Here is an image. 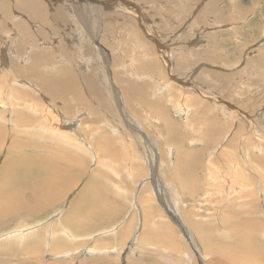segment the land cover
Wrapping results in <instances>:
<instances>
[{"label":"rangeland","instance_id":"374dc122","mask_svg":"<svg viewBox=\"0 0 264 264\" xmlns=\"http://www.w3.org/2000/svg\"><path fill=\"white\" fill-rule=\"evenodd\" d=\"M98 1L101 2L104 1V3H108V1H112V0H103V1L98 0ZM179 1L182 0H159V2L158 0H118L117 2H112L113 4L118 5L120 7L121 10L120 13H123L124 15L126 14L125 17L120 16L121 19L120 23L122 25L120 23H116L115 26H113L116 29L112 28V33H117V36L120 37V38L117 37V39L119 40L122 39V37L124 40H127L129 37L133 36L132 35L133 32L130 33V31L135 30L137 33L141 32V37L143 36L144 40H149V45H146L148 46L149 50L145 51L146 52L145 55L146 56L149 55V57L153 58V60L159 59V64L162 67H164V69H166L167 67L166 78L172 83L171 86L172 90L168 89L167 92H169V90L173 92L175 87L182 89L183 87H181L180 86L181 84L178 83L180 82L178 80L181 79H177V78L179 77V75L186 76V74L190 70V67L193 68L195 66H196L195 73L197 74L194 79L195 80L197 79L201 84H204L212 88L209 90V91L212 90L211 92H213L218 88L219 89L222 88L221 89L222 92L223 87L228 83H233V85L234 83L235 85L236 84L240 85V87L235 88L236 91L235 96L239 97L240 100L236 101L238 99L237 98L235 100L232 99L231 101L230 99H228L229 95L227 94V92L226 94L223 93L222 95H220L222 96V100H221L222 102L225 99L226 100L224 101V103L231 101L229 103L233 106L230 107L231 108L230 113H232L233 111L235 115L232 113V115H227L225 117L223 112H221L222 111L220 109L221 107H218L217 112L219 113L218 115L221 116L222 119V122H220V127H219L221 134L215 136L213 146H215L214 152L217 158L219 159H213L211 161L212 163H207V164L204 163L205 166L199 164L198 167V172H202L203 170L201 168L203 167L205 168L206 166L209 167V169H212L210 171L211 172V177H209L210 179L206 180V178L204 177L203 181H198L195 184L196 188L199 189L198 192L200 191L202 192L205 188H207L205 189L207 194L200 196L201 199L199 196L198 198L194 199L196 202L195 204L194 201L192 200V197L198 195L197 194L198 192H193L191 194H188L183 191L181 194V192L179 191L176 185H174L172 182L167 183V180L164 178V176L162 174H158V168H156L155 170L153 168L152 170L150 169L149 161L146 160L147 158L139 160L137 158L133 159L132 157L134 162L138 164H135L136 167L134 165V167H132L131 169L129 168V166L125 167L119 165L113 162L112 160L107 161L109 165L108 167V165L106 164L105 165L100 163L96 164L94 162L95 161L94 157L90 158V156L87 153L83 152L81 149H75L74 147H71L72 149L69 148V150L75 156L77 155L75 159L76 158L79 159L78 164L72 163L71 177L65 182L64 185H62L60 181H48V185L46 187L49 188L48 193L51 195H54L55 193L57 196L56 199L51 204L48 205V202H46L45 207L44 206L42 207L43 210L36 212V214L32 216H29L31 213L28 215L21 213H14V214L11 213L12 215L9 214L6 217L4 216L3 219L0 217L1 218L0 219V264H50V263L51 264H77V263L78 264H87V263L88 264H117V263L119 264H132V263L133 264H259V263L264 264V178H263L264 172L259 173L256 169H254V165L251 164L250 161L253 160V156H251V154L254 153L256 154V158H259L260 160H264V117L261 113L262 107L264 110V59H263L264 57H261L262 56L261 51L262 48L264 47V0H220L217 2L218 6H219L218 3H220V6L226 4L231 9H237L238 7L239 8L235 12L234 11L230 12L227 8L224 11L223 9H219L220 12L222 11L221 12L222 14L218 12L215 13L205 12L202 15L197 13L198 10L200 9L202 11V8H200L202 3L204 4L202 6L205 7L206 0H197V1L192 0V2L189 0H185L188 2L183 4V6L185 5V7H183V10L181 9L177 10L178 5H180ZM55 2L57 5H60L58 0H55ZM164 3H167L168 6L164 5ZM124 5L128 6L127 8H132L133 6L132 9L136 8V10L142 13V22L144 26L142 25V27H140L137 24L138 22L137 19L135 18V15H132L133 16L132 17L131 14L126 13V9L124 10L125 12L123 11L122 8H125ZM184 8L186 10L189 9V12L185 11ZM11 11H12V17L18 15L19 17L18 21H28L26 15H21L20 13L17 12L16 8L14 7V3H12ZM63 11L65 12L64 8ZM191 12L194 14V16ZM105 13L107 12H104L103 13L104 15L102 14L101 17H98L96 19V21H98L96 22V24L99 25L98 26L99 34L102 33L100 30L102 27L101 26L102 21H104L105 18L109 16V14L105 15ZM173 13L177 14L178 17L173 18L171 15ZM245 13L246 15H244ZM239 15L240 17L238 18ZM12 17L3 19L2 16L0 15V20L2 23V31L0 30V35H1L0 43H3L2 36H6V34H8L10 30H13L14 35L11 34L9 39L16 36L17 37L16 41L21 40V41H25L26 43L25 45L21 44L22 55H23V53H25L26 51V48H28V46H31L35 40L37 41L40 48L41 46H43L42 43L40 42L43 41L45 43L44 46L47 48L49 47V49H51V52H49V50L47 51L46 48H43V50H45L47 53H50L49 58H51V61L53 63L51 62V65H49L40 60L39 65L34 64L32 68L29 69L28 66H24L19 61H17L13 56H11L10 50L7 47H5V51L3 53H7V60H6L7 63L6 65H1V67L5 68L9 64H11L13 71H16V69H20L21 70L20 74L15 75V77L21 82L27 81L28 83H30L28 87H32L31 84L35 83V78L33 77V73L39 72V67L42 69L43 71L42 74L45 78H53L56 73L51 74L52 69L54 68L57 69L56 66H58V63L62 62V56L61 55L56 56L58 52L56 53L54 50L53 53L52 52L53 47H51L49 43L53 42L52 44H55L56 46L58 41L61 40L57 39V36L53 38L52 34L54 33L59 34V33L57 31H56L57 33L55 32V30L52 27L53 25H51L50 23L49 25H44L43 23L32 22V21H28L29 27L27 30L22 29L18 26V21L14 23L11 22ZM213 17L214 18L222 17L224 19L215 21ZM146 25L147 28H145ZM38 26H41V28L45 30V33L48 36L47 39L46 38L45 40L42 39L40 42L38 41V39L40 40V36L38 32L37 33L31 32V30L32 31L37 30ZM119 26L123 27L122 30L120 29L121 27L119 29L117 28ZM125 26H127L126 30H125ZM123 31L124 32L127 31L126 33H128V35L127 34L125 35ZM99 34L97 36L98 38L100 37ZM158 37L161 39V42L159 41ZM98 38L96 40H98ZM201 39H203L204 41H202ZM205 41L208 43H206ZM7 43L9 44L10 42ZM15 43L13 42V45ZM106 43H103L105 44V47H108L109 44L112 45L111 40ZM115 43L117 44L116 39L114 41V44ZM121 43L123 44V42L120 41L119 47H122V50L118 51L117 54L118 57L120 58V62L118 61L119 59L117 57V62H115V66H113L112 63H110L109 61L110 54H108L107 50L105 51V53L107 54L104 55V58L105 59L107 58L106 64L103 62V58H101V55L99 56L102 60L101 62L102 66H105L104 68L105 71L106 69H108L109 73L111 74L113 71L121 68L123 69L125 75H129V73L127 72L128 70L125 68L128 67V65L131 63L137 64V62H139L137 58H141L139 57L141 55H137V58L136 56L135 57L132 56L131 58L133 62L128 61L129 62L128 63L122 61L125 58L127 59V57L128 58L130 57L123 50V47H125L126 45L125 44L122 45ZM114 44L112 46L118 49V47H116L117 45ZM56 47L58 48L59 45H57ZM28 49L27 51L29 52L32 50L31 48ZM208 49L210 50V52L208 53L209 54L208 58L205 57V59L208 60L206 61L204 60L205 55H201V53L202 52L207 53ZM159 50H161V52H167V53L171 51V53H168L167 56L168 62H170V66H166L164 60H162L159 57L160 56L158 52ZM197 50L201 52H197ZM135 52L138 54V46L136 47ZM149 57H147L146 60H151ZM53 58L58 60L57 64L54 63ZM198 58L201 60L198 62H194L199 60ZM202 60L205 61L207 65L202 63ZM63 62L66 63V61ZM119 63L122 64L120 65ZM204 67L207 68L206 69L207 72H201L200 70L197 71L198 69ZM231 68L232 70H230ZM260 69L262 71H260ZM253 70L256 71L259 70L261 76L258 75L259 73L257 74L252 73ZM228 72L234 75L232 76ZM201 74L203 77L205 75L204 79H201L200 77ZM254 75H257V78ZM225 76H228L229 78L226 79L224 78ZM192 79L193 78H190V80ZM147 80L148 79L146 75H143L142 78L140 79L141 82H145ZM182 81L187 82L189 81V79L186 78ZM255 83H257L259 87L258 86L256 87ZM152 86L154 90L161 91L160 89L159 90L157 89L158 87L155 84H153ZM187 88L190 89V87ZM187 88H183V89L187 90ZM260 88L263 90V93ZM237 89L243 90L245 94H240V91ZM259 91H261V94L259 93ZM167 92H165L166 96H167ZM181 94L182 93H180L175 89L173 94L170 96L171 97L170 99L171 100L173 99V101L180 100L182 103H186V102L190 103L192 100L194 101L193 103H195L196 101L195 97H190V99L188 98V95L190 96L193 93L188 92L187 94H184L185 97ZM159 95H160L159 97L162 98V95L160 93ZM196 96L197 98L200 97L198 95ZM37 98H40V102L44 106H52L50 101L48 102L46 100V95L44 92H42L41 88ZM163 98H165L166 100L169 99L168 97H164V96ZM90 102L93 104L92 100H90ZM71 103L75 106V108L79 107L85 109L86 114H88L89 109L87 107L81 106L75 103L74 101H72ZM54 104H56L60 110L65 109V105L61 104L58 101H55ZM125 106L124 105L120 107L117 106L116 110H118L117 113L119 114L120 109H122L121 112L124 116V119L126 121L128 119L130 122L132 120L131 118L136 116L128 115L127 113L128 108L127 106L126 107ZM195 107L201 108L200 106L198 107V105H196ZM190 108L193 109L194 107L192 106ZM146 110L147 109H145V107L142 106L133 107V111L139 114L140 116L139 120L142 121L143 126L144 127L147 126L145 128V131L147 130V132L151 134V136L149 135L148 136L151 137L152 139H155L156 137L154 134L156 132V129L158 128V126L159 128L161 127L158 123L155 122L154 117L151 118V116H149L148 110L147 113L145 112ZM252 112H257L254 113L255 117H253V119L251 118ZM257 114L259 116H257ZM174 115H175L174 120L178 124L181 122L180 128L182 127L181 130L183 131L182 145L185 146L184 148L193 149L195 153L201 154L202 150L199 148V146L207 147V145L205 144L208 142L205 141L207 140L206 137L203 138L201 137V135L204 134L207 125L196 122L191 125L187 124L185 127V124L183 122L184 120L182 121V117L177 116L176 114H174V112H172V116ZM193 115H190V117L191 118L194 117ZM33 117H39V115L35 114L33 115ZM119 119L118 121L122 122ZM137 121L138 120H136L135 122ZM0 126L1 127L3 126L2 129L5 128L4 130H6V133L3 132V134H1L0 136V143H3V146L0 148V171L3 169L2 166L3 160L9 157L10 162L6 163L4 166V170L9 172L13 169V165H14L13 160L15 159L12 156H8L10 151V146L18 147L21 146V144H26V142L30 143V141L33 140L30 138L27 139L23 135L15 134L8 122L0 123ZM134 127L135 130H140L144 132V128H142L139 124L135 123ZM217 129L218 128H216L215 126V131ZM257 133H261L263 135H258ZM40 140L41 139H38L37 141H33V142L42 146L43 148L48 146L47 144H50V142H45ZM192 141L194 142L192 143ZM141 144L144 148L150 150L151 155L154 154V156L157 157V160L159 162V157L162 156L161 153L163 148L162 149L160 148V150L156 152L151 146H146L144 143ZM251 146L253 149L251 148ZM36 147H37L36 145L33 147L34 148L33 151L32 147L27 146L24 149L25 154H29V155L36 154V159L38 161H41L47 170L56 168V176H55L56 178H58L61 175H66V169L70 167L66 162L52 155V152L53 154H55L54 153L55 151L42 153L44 151L40 149L39 152L37 151L38 149H35ZM117 148L119 150V146H117ZM260 148L262 149L261 152L263 153H259ZM59 149L64 150L62 147H60ZM152 150L155 153L152 152ZM214 152L212 158H215ZM101 154L102 153H99V155ZM124 154L126 153L121 152L122 157H125ZM226 154H228L229 157L228 155L225 156ZM167 155H169V151ZM221 155H223V157ZM236 155L239 158L238 157L236 158ZM257 155H259L260 157H257ZM204 156L205 157H203V162L206 161L207 154L204 153ZM231 156H233L232 158H234V161L229 160L231 159ZM226 157H228V159H226ZM104 158L106 159V157ZM104 158L103 160H105ZM220 158L222 160H220ZM172 159H175L174 154ZM128 160L124 159L122 161V164L123 162L126 164L132 162L131 159ZM223 160L225 161L223 162ZM167 162L169 163V159L167 160ZM246 163L250 165L247 166ZM232 164L234 166L236 165L238 169L241 168L242 171L239 173L240 169L238 170L237 167L235 166L236 167L235 170L237 169L236 170L237 172L234 171V169H232L231 171L232 176H230L229 170H231ZM124 168L129 169V172H125ZM195 169H197V166H195ZM244 172L246 174L249 173L248 174L249 176L245 175ZM242 173L244 176L241 175ZM234 175L237 178L235 181H233L235 178ZM246 176H248L247 178L249 179V182H247L248 179L246 181L245 179ZM221 177H225V178L222 179ZM225 179H227V181ZM230 181H233V183ZM241 181L243 184L241 183ZM251 182L256 186L250 184ZM248 183L250 184V186L253 187V188L250 187V190L248 189L247 186ZM237 184H240V187L245 186L244 189L248 191L245 192V190H243L245 194L246 193L250 194L252 192L251 189L254 190V193L244 196V195H240L241 193L239 192H235V191L233 192L234 189L232 188H235V186L236 187L239 186ZM88 185L90 188H88ZM219 186L222 188L220 189L223 191L218 189ZM138 187L140 191H143V199L149 201L148 203L144 204L145 211L148 212L149 206L151 205V208L152 207L155 208L157 212H155V210L153 209L152 210L155 212V214L158 215L157 217L154 218L150 216L152 220L151 221L149 220L148 223L150 224L147 225V228H145L146 233L144 228L143 230L141 229L139 230V228L136 227L134 224L135 221H137V223L138 222L140 223L143 219V218L141 219L142 210L136 204L138 203L140 205L142 199L134 197L136 191L138 190ZM144 190L146 192H144ZM222 196L225 198L223 199ZM240 196L242 197L240 198ZM234 197H236L237 199L236 198L234 199ZM25 198L26 197L24 196V199ZM187 199H189V201ZM91 200H95V202L97 203V208H96L97 211L99 210L101 211L102 209L103 210L102 212L104 214L106 213L105 215L107 216V219L105 218L103 222H95L96 218L94 216L92 217L88 216V214L92 210V206L90 204ZM27 201L29 203L33 202L30 200V198L27 199ZM223 208L224 210L226 208L227 209L224 211ZM23 210H25L24 207L21 208L19 212H22ZM72 211L74 212V215L78 218H85L87 216L89 218V220L87 221L88 224L83 226H73L71 223L65 222V219H68V221H70L71 219L75 218L72 217V215L70 216L67 215ZM189 211H191V213ZM181 212H186L185 217L181 215ZM197 215L199 216V218ZM150 217L149 219H151ZM185 218H187L186 220H188V222L184 220ZM23 222L28 224H35V223L41 224L38 225L37 228L38 230H40L39 232L43 233L42 234L43 238L42 239L39 238L40 236L38 231H37V235L35 236L36 238H34V240L27 239L21 245H17V241L14 239L10 240L4 238L5 235L2 234H4L6 230L15 231L18 224ZM191 222L193 224H190ZM59 223H64L71 228H76L77 231L75 233L77 234L78 239L77 237H75L74 239H70V240L65 239L61 243H58L59 240L56 239L57 236L53 235L52 238L50 237V241L55 239L53 242H55V244L57 243L59 246L54 245V248L49 249L50 246L46 242V240L47 241L49 240L47 231L56 230V229L58 230L60 225ZM128 223H130L131 225H128ZM134 227L138 229V232L132 231ZM102 229H106L104 233H100L101 232L100 230ZM113 229H117L118 232L117 236L112 235V233L109 232ZM126 230L128 231V234L130 233V231L131 233L128 235ZM141 231H143L144 233H140ZM190 231L191 232L193 231L192 234L195 235L194 238L196 244L199 246L198 250L195 248V245L190 241L189 238ZM195 231L196 233H194ZM119 232L121 233L119 234ZM132 232L133 235L131 236ZM218 232H220L221 234ZM105 233H110V234L102 235ZM125 234H127V237L125 236ZM139 234H145V235L149 234L151 236L150 238L151 244H149V242H147L148 243L147 244L146 243L147 240L138 242ZM163 234L165 238H163V236L162 237L160 236ZM154 236H156V238ZM167 236L169 237L168 239ZM88 237H90V239ZM157 237L163 241H158L160 239H158ZM12 240L14 243L12 242ZM92 243H94V245H96L97 247H106V246L108 247L115 246V247L111 250L110 254H105V255L104 254L95 255V253L92 255L90 253L87 254L84 252H80L78 250V248H86V246H90ZM233 246H235L236 248L238 247L239 249L238 248L236 249ZM66 250L67 252L68 251L73 252L74 250H78V251L73 252L71 254L69 253L68 257L57 255L61 252L65 253ZM218 251L220 253H217ZM107 256H115L116 258L115 257L111 258ZM162 256L164 257L162 258ZM170 256L172 262L170 260ZM129 260H132V262L131 261L128 262Z\"/></svg>","mask_w":264,"mask_h":264},{"label":"bare ground","instance_id":"6f19581e","mask_svg":"<svg viewBox=\"0 0 264 264\" xmlns=\"http://www.w3.org/2000/svg\"><path fill=\"white\" fill-rule=\"evenodd\" d=\"M117 1L118 0H112V1H108V3H104V1L101 2L98 0H58L60 5H57L55 0H11V1L0 0V15L2 16L3 19L12 17L11 8H12V3H14V7L16 8L17 12L20 13L21 15H26L28 18V21L40 22V23H43L44 25H49V23H50L51 25H53L52 26L53 29L55 30V32L57 31L59 34L54 33V34H52V37L54 38L55 36H57V39H60L61 41H58V43H57V45H59L58 48L56 47L57 45L55 46V44H52L53 42L49 43V44L51 45V47H53L52 48L53 53H54V50L56 53L58 52V54H56V56H58V55L62 56V62H60V63H58V60L53 58L54 63L55 64L58 63V66H56L57 69H55V68L52 69L51 74L56 73L53 78H45L42 74V72H43L42 69L39 67V72L33 73V77L35 78V83L31 84L32 87H28V85L30 83H28L27 81L21 82L15 77V75L20 74V72H21L20 69H16V71H13L11 64L6 66L5 68L1 67V65H6V63H7L6 62L7 53H3V52L5 51V47H7L10 50L11 56H13L17 61H19L24 66H28L29 69H31L34 64L39 65L40 60L43 61L44 63L51 65L52 61H51V58H49L50 53H47L45 50H43V48H46L47 51L49 50V52H51V49H49V47L48 48L45 47L44 46L45 43L43 41L40 42L42 39L45 40V38L47 39V37H48L47 34L45 33V30L42 29L41 26H38L37 30H35V31L31 30L32 33L38 32V34L40 36V40L38 39V41L40 43H42V45L44 47L41 46V48H40L37 41L35 40L31 46H28V48H31L32 50L29 52V51H27L28 48H26V51H25V53H23V55H22L21 44L25 45L26 43H25V41H21V40L16 41V38H17L16 36L9 39L11 34L14 35L13 30H10L8 32V34H6V36H2L3 37V43H0V123H5V122L7 123L8 122L15 134L23 135L27 139L30 138L33 141H37L38 139H41L40 141L50 142V144H47L48 146H46L45 148L34 143L33 141H30V143L26 142V144H21V146H18V147L10 146V151H9L8 156H12L15 158L13 160V163H14L13 169L9 172L4 170L5 164L10 162V158L7 157V159L5 158L3 160V165H2L3 169L0 171V217L2 219L4 216L6 217L7 215H9L11 213L12 214L21 213V214H26V215L31 213L29 216H32V215L36 214V212L43 210L42 207L43 206L45 207L46 202H48V205H49L56 199V197H57L56 194L55 193H54V195L49 194L48 193L49 188H46V187L48 185V181H60L61 184L64 185L65 182L71 177L72 163L78 164V160H79L77 158L75 159V157L77 155L75 156L74 154H72V152H70L69 148H71V147H74L75 149H81L83 152L87 153L90 156V158L94 157V159H95L94 162L96 164L100 163L103 165H105V164L108 165L107 161L112 160L113 162H115L119 165H122L125 167L129 166L130 169L132 167H134L135 164H138V163H135L133 159L137 158V159L141 160V159L147 158L146 160L149 161L150 169L152 170V168H153L155 170L156 168H158V174H162L164 176V178L167 180V183L172 182L174 185H176L178 187L179 191L181 192V194L183 191L185 193H188V194H191L193 192H198L199 189L196 188L195 184L198 181H203L204 177L206 178V180L210 179L209 178V177H211L210 171L212 169H209V167L206 166L205 168L204 167L201 168L203 170L202 172H198V167H199V164H202V166H205L204 163L205 164L212 163L211 161L213 159H219V158H217V156L214 152L215 146H213L215 136H218L221 134L219 127H220V122H222V119H221V116L218 115L219 114L217 112L218 107H221L220 108L222 110L221 112H223L225 117L227 115H232L233 111H232V113H230L231 112L230 107H232L233 105H231L229 102H231L232 99L235 100L237 98L238 99L236 101L240 100L239 97L235 96V92H236L235 88L240 87V85L239 84L235 85V83H234V85H233V83H228L223 87L222 92H221L222 88L221 89L218 88V89L214 90L213 92H211L212 90L211 91H209V90L212 88H210L204 84H201L199 82V80L194 79L196 77V74H197V73H195V71H196L195 67L196 66L193 68L190 67V70L188 69L189 71L186 74V76H180L179 75V77L177 78V79H181V80H178V81H180L178 83L181 84L180 85L181 87H183V88L190 87V89L187 88V90H185L183 88L180 89V88L175 87L174 91L176 89L177 91L182 93L181 95H183V96H184V94H187L188 92L193 93L190 96L188 95V98L190 99V97H195V99H196L195 103H193L194 101H192V100H191L192 103L190 101H189L190 103H187V102L182 103L180 100H174V101H173V99L171 100L170 96L173 94L174 91L172 92L169 90V92H167L168 89L172 90V88H171L172 83L166 78L167 67H166V69H164V67H162L159 64L158 58H157L158 60H153V58L149 57V55L148 56L145 55V53H146L145 51L149 50L148 46H146V45H149V40H144L143 36L141 37V32L137 33L135 30L130 31V33L133 32V34H132L133 36L129 37L127 40H124L123 37H122V39L119 40V39H117V37L118 38H120V37L117 36V33H112V28H114L113 26H115L116 23L121 22L120 16H124V17L126 16V14L124 15L123 13H120L121 10H120V7L118 5H115L112 3V2H117ZM189 1L192 2V0H189ZM194 1H197V0H194ZM218 1H220V0H208L205 3V7L202 6V5H204L202 3V5L200 6V8H202V11H201V9L198 10L197 14L202 15L205 12L221 13L222 11L220 12L219 9H223V11H224L227 8L230 12L231 11L235 12L239 8L237 6L238 7L237 9H231L226 4H223L222 6H220V3H218L219 4V6H218L217 5ZM123 2H125V1H123ZM158 2H159V0H158ZM179 2H180V5H178L177 10H179V9L183 10V7H185V5L183 6V4L188 2V1L182 0ZM236 2H238V1H236ZM164 5H167V3H164ZM62 7L65 9V12L67 15L63 11ZM124 7L125 8H122L123 11L126 9V13L131 14V16L135 15V18L137 19V22H138L137 24L140 27H142V25H143L142 13L140 11L136 10V8L132 9L133 6H132V8H127L128 6L124 5ZM138 9H140V8H138ZM143 9H145V8H143ZM103 11L107 12V13H105V15L109 14V16L107 18H105L104 21H102V25H101L102 27L100 29L102 33L100 32L101 34H99L98 33L99 32V28H98L99 25L96 24V22H98V21H96V19L98 17L102 16V14L104 13ZM185 11L189 12V9H187V10L185 9ZM171 15L173 18L178 17V15L174 14V13ZM244 15H246V13ZM193 16H194V14H193ZM179 17H180V15H179ZM239 17H240V15L238 16V18ZM216 18H214V19H216ZM241 18H242V15H241ZM217 19L223 20L224 18L218 17ZM18 20H19L18 15H15L11 18V22H13V23L17 22ZM28 21H18V26L22 29L27 30L29 27ZM126 23H129V22H126ZM249 23H250V21H249ZM125 24H123V25H125ZM129 26H131V25H129ZM120 27L121 26H119L117 28L119 29ZM126 27L127 26H125V30H126ZM122 28L123 27H121L120 29L122 30ZM145 28H147V25L145 26ZM114 29H116V28H114ZM128 29H129V27H128ZM0 30L2 31L1 20H0ZM126 32H124L125 35L126 34L128 35V33H126ZM97 33L100 36L99 38L97 37L98 36ZM49 37H51V36H49ZM53 38H51V39H53ZM97 38H98V40H96ZM115 39L117 40V44L116 43L115 44L117 45L116 47H118V49L115 48L114 46H112L114 44ZM110 40H111L112 45L109 44V46H108L110 48L109 49L108 47H105V44H103V43H106ZM201 40L204 41L203 39H201ZM15 41H16V43H15ZM120 41L123 42V44L121 43L122 45H124V44L126 45L125 47H123V50L130 57V58L127 57V59L125 58L122 61H124V62L132 61L133 62V60L131 58L132 56H134V57L136 56V58H137V55H141V56H139L141 58H137L139 61V62L136 61L137 64L131 63L128 65V67H126V68L123 67V68L128 70L127 72L129 73V75H125L123 69H121V68L113 71L110 74L108 69H106V71H105V69H104L105 66H102V63H101L102 62L101 58H103V62L105 64L107 63V58L106 59L104 58V55L107 54V53H105V51L107 50L108 54H110L109 61H110V63H112L113 66H115V62H117L118 51L122 50V47H119ZM159 41L161 42L160 38H159ZM7 42H10V43L8 44ZM13 42L15 43L14 45H13ZM206 43H208V42H206ZM259 45H261V44H259ZM137 46H138V54L135 52ZM36 47H37V49H36ZM191 47H193V46H191ZM165 49H167V48H165ZM263 49H264V47L262 48V51H261L262 52L261 57H264L263 56L264 55ZM158 52L160 54L159 57L162 60H164V62L166 63V66H170V62H168L167 56H168V53H171V51L167 53V52H161V50H159ZM189 52H190V50H189ZM197 52H201V51L197 50ZM209 52H210V50L208 49L207 53L206 52L201 53V55H205L204 60H206L205 57L208 58ZM99 55H101V58ZM147 57H149L151 60H146ZM200 58H201V56H200ZM118 59H119L118 61L120 62L119 57H118ZM196 59H197V57H196ZM200 60L201 59L194 61V62H198ZM63 61H66V63H64ZM206 61H208V60H206ZM99 63H101V64H99ZM202 63L207 65V63L203 60H202ZM230 65H231V63H230ZM206 69L207 68L204 67V68L198 69L197 71L200 70L201 72H207ZM230 70H232V68ZM260 71H262V70L260 69ZM212 72H213V70H212ZM252 73L257 74V73H259V70L258 71L253 70ZM229 74L232 76L234 75L232 73H229ZM229 74H228V76H229ZM143 75H146V77L148 79L145 82L140 81V79L142 78ZM209 75H210V73H209ZM258 75H260V73ZM228 76H225L224 78L228 79L229 78ZM254 76L257 78V75H254ZM200 77H201V79H204L205 75L203 77L201 74ZM186 78H188L189 81H187V82L182 81ZM190 78H193V79L190 80ZM153 84H155L158 87L157 89L158 90L160 89L161 91L154 90L153 86H152ZM255 85H256V87L258 86L257 83H255ZM40 88L42 89V92L45 93L46 100L48 102L50 101L52 106H44L40 102V98H37V96L39 95ZM237 90H239V89H237ZM239 91H240V94H245V92H243V90L240 89ZM165 92H167V96H166ZM226 92L229 95L228 99H230L231 101L224 103V101L226 99L225 100L223 99L224 101L222 102L221 101L222 96H220V95H222L223 93L226 94ZM159 93L162 95V98L159 97L160 96ZM259 93L261 94V91H259ZM262 93H263V90H262ZM196 95H198L200 97L197 98ZM209 95H212V96H209ZM163 96L168 97L169 98V99H167L168 101L165 98H163ZM90 100H92L93 104L90 102ZM193 100H194V98H193ZM55 101H58L61 104H64L65 109L60 110L59 107L56 104H54ZM72 101H74L75 103H77L81 106L87 107L89 109L88 114H86V110L83 108H79V107L75 108V106L71 103ZM125 104L128 108V111L126 109L128 115L136 116V117H132L131 118L132 120L130 122L128 119H127V121L124 119V116L121 112L122 109H120L119 114L117 113L118 110H116L117 106H119V107L123 106V105L125 106ZM196 105H198V107L200 106L201 108H196L195 107ZM135 106L136 107L137 106L145 107V109H147L149 112L148 113L149 116H151V118L154 117L155 122L160 125L161 128H159V126H158L155 134L153 133L156 137L155 139H152L151 137H149V136H151V134H149L147 132V130L145 131V128L147 126L146 127L143 126L142 121L139 120L140 119L139 114L135 113L133 111V107H135ZM189 106L190 107L193 106L194 108L192 109ZM74 108H75V110H74ZM123 109H124V107H123ZM99 110H101V111H99ZM147 110L145 111L146 113H147ZM172 112H174V114H176L177 116L182 117V121L184 120L183 122L185 124V127L187 124L191 125V124H194L196 122L207 125V128H206L204 134L201 135L202 138L206 137L207 140H205V141L206 142L208 141V142L205 144L207 145V147L199 146V148L202 150L201 154L195 153V151L193 149L184 148L185 146L182 145L183 131L181 130L182 127L180 128L181 122L178 124L174 120L175 115L172 116ZM254 113H257V112L251 113L252 119H253V117H255ZM261 113L264 117L263 107H262ZM35 114H38L39 117H33V115H35ZM193 114H195V115H193ZM258 114H257V116H259ZM190 115H193L194 117L191 118ZM119 117H120V119H119ZM118 119L121 120L122 122L118 121ZM134 119H135V121L136 120H138V121L135 122ZM178 120H180V119H178ZM135 123L139 124L142 128H144V132L140 131V130H135V127H134ZM215 126H216V128H218L216 131H215ZM2 127L0 126V136H1V134H3V132L6 133V130H4L5 128L2 129ZM70 131H72V132H70ZM132 134H134V135H132ZM257 134L263 135L261 133H257ZM193 142L194 141H192V143ZM141 143H144L146 146H151L154 149V151H156V152L159 151L160 148L161 149L163 148L162 153H161L162 156L159 157V162L157 160V157L154 156V154L151 155V151L144 148ZM35 145L37 146L35 148V149H38L37 151H39L40 149L44 151V152L41 151L42 153L49 152V151H55L54 152L55 154H53V152H52V155L54 157H57V158L63 160L70 167V168L66 169V175H61L58 178H56L55 177L56 176V168L47 170L46 167L44 166V164L41 161H38L36 159V154L35 155L25 154L24 149L27 146L33 148ZM2 146H3V143H0V148ZM117 146H119V150H118ZM60 147H62L64 150H60L59 149ZM251 148H252V146H251ZM261 150L262 149L260 148L259 153H263V152H261ZM33 151H34V148H33ZM119 151L126 153V154H124L125 157H122L121 152H119ZM154 151L152 150V152H154ZM163 151H165V152H163ZM168 151H169V155H167ZM56 152H57V154H56ZM213 152L215 154V158H212ZM99 153H102V154L99 155ZM204 153L207 154V157H206V161L203 162V157H205ZM173 154L175 155V159H172ZM238 154H239V152H238ZM227 155L228 154H226L225 156H227ZM167 156H168V158H167ZM221 156L223 157V155H221ZM251 156H253V160H250V161H251V164L254 165V169H256L259 173H261V172L263 173L264 172V160H260L259 158H256L255 153L251 154ZM104 157H106V159ZM132 157H133V159H132ZM228 157H229V155H228ZM228 157H226V159H228ZM232 157L233 156H231V159H229V160L234 161V158H232ZM237 157L238 156L236 155V158ZM257 157H260V156L257 155ZM103 158L105 160H103ZM221 158H220V160H222ZM124 159H126V160L131 159L132 162L127 163V164L123 162V164H122V161ZM168 159H169V163L167 162ZM240 159H241V157H240ZM229 160H227V161H229ZM224 161L225 160H223V162ZM128 162H129V160H128ZM144 164H146V163H144ZM242 164H241V166H242ZM246 164H247V166L250 165L248 163H246ZM213 165H214V163H213ZM195 166H197V169H195ZM231 166H232V168L230 167L231 170H229L230 176H232L231 175L232 169H234V171H236L238 169V167L236 165H235L237 167L236 170H235L236 167L233 164ZM108 167H109V165H108ZM113 167H114V165H113ZM135 167H136V165H135ZM141 167H143V166H141ZM141 169H144V168H141ZM239 169L238 170L240 173L242 170H241V168H239ZM246 169H247V167H246ZM243 171H244V169H243ZM125 172H129V169H125ZM248 174L245 173V175H248ZM241 175H243V173ZM248 176H246V178H245L246 181L248 179L247 178ZM258 176H259V174H258ZM234 177H235V175H234ZM221 178L223 179L225 177H221ZM263 178H264V176H263ZM236 179L237 178L235 177L233 181H235ZM225 180L227 181V179H225ZM233 181H230V182L233 183ZM247 182H249V179ZM241 183H242V181H241ZM253 183H254V181H253ZM253 183L251 182L250 184L255 185ZM184 184H185V186H184ZM240 184H237V185H239V186H237L238 188L234 185L235 188H232V189H234L233 192L234 191L239 192V193H241L240 195H244V196L250 195L251 193H254V190L251 189L252 192L250 191L251 192L250 194L249 193L245 194L243 190H245V192L247 190L244 189L245 186L240 187ZM250 184L248 183V185H247L249 190H250V187H252V186H250ZM88 188H90L89 185H88ZM220 188L221 187L219 186L218 189L221 190L222 188L221 189ZM205 189H207V188H205ZM205 189L202 192L201 191L198 192L197 193L198 195L192 197V200L194 201L195 204H196V202L194 199L198 198V196L200 197L204 194H207ZM215 190H217V189H215ZM221 191H223V190H221ZM144 192H146V191L144 190ZM24 196L26 197L25 199H24ZM134 197L142 199L140 205L138 203H136V204L142 210L141 211V213H142L141 219L142 218L143 219L140 223L139 222L137 223V221H135V223L134 222L133 223L135 224L136 227L139 228V230L140 229L143 230V228L144 229L147 228V225L150 224L148 222H149V220L150 221L152 220L151 217L154 218V217L158 216L157 214H155V212H157V211L155 208H153V207L151 208V205L149 206V211L148 212L145 211L144 204L148 203L149 201L143 199V191H140L139 187H138V190L136 191V194ZM241 197L242 196H240V198ZM29 198L33 202L29 203L27 201V199H29ZM224 198L225 197H223V199ZM235 198L236 197H234V199ZM200 199H201V197H200ZM226 199H227V197H226ZM187 200L189 201V199H187ZM202 201H203V199H202ZM206 202H204V203H206ZM21 204H22V206H21ZM90 204L92 206V210L88 214V216H91V217L94 216L96 218L95 222H103V220L105 218L107 219V216L105 215L106 213L104 214L102 212L103 211L102 209H101V211L100 210L97 211V209H96L97 203L95 202V200H91ZM198 204H199V202H198ZM98 205H99V202H98ZM23 207L25 208V210H23L22 212H19V210ZM152 209L155 210V212ZM213 210H215V209H213ZM223 210H224V208H223ZM106 211H107V209H106ZM58 212H60V211H58ZM189 212L191 213V211H189ZM67 215H69V216L72 215V217H75L73 219L70 218L71 219L70 221H68V219H65V222H69L73 226H83V225L88 224L87 221L89 220V218L87 216L85 218H78L74 215L73 211L68 213ZM181 215H183L185 217L186 212H181ZM149 217L151 219H149ZM186 217H189V216H186ZM66 218H67V216H66ZM198 218H199V216H198ZM186 219L187 218H185L184 220L188 222V220H186ZM224 219H226V218H224ZM35 224H28V223H24V222L19 223L17 226L18 229L16 228L15 231H7L6 230V232H4V234H2V235H5V237H4L5 239H10V240L14 239L17 241V245H21L27 239L34 240V238H36L35 236L37 235V231L38 232L40 231V230H38L37 227H38V225H41V224H37V223H35ZM59 224H58L59 225L58 230L56 229V230L47 231V235H48L49 240L48 241L46 240V242L50 246L49 249L54 248V245L59 246L57 243L55 244V242H53L55 239L50 241V237L52 238L53 235L58 237V238L56 237V239L59 240L58 243H61L65 239L70 240V239H74L75 237H77V239H78V236L75 233L77 231L76 228H71L64 223H59ZM168 224H169V221H168ZM190 224H193V223L191 222ZM232 224H234V223H232ZM32 225H35V226H32ZM128 225H131V224L128 223ZM29 226H31V227H29ZM231 226H234V225H231ZM120 227H122V226H120ZM132 227H133V225H132ZM136 227H134V229L133 230L131 229V230L133 232L134 231L138 232V229H136ZM192 227H194V226H192ZM105 230L106 229L100 230L101 231L100 233H104ZM127 230H130V229H127ZM230 230H232V229H230ZM109 232L112 233V235H116V236L118 234L117 229H113ZM133 232H132L131 236L133 235ZM192 232L190 231L189 238H190V241L195 245V248L198 250L199 246L196 244V241L194 238L195 235H193ZM220 232H218V233H220ZM110 233H105L102 235H108ZM120 233L121 232H119V234ZM130 233H131V231H130ZM140 233H144V232L141 231ZM145 233H146V229H145ZM194 233H196V231ZM42 234L43 233L39 232V236H40L39 238L40 239L43 238ZM57 234H59V235H57ZM127 234H128V231H127ZM127 234H125L126 237H127ZM169 235H170V233H169ZM160 236L161 237L163 236V238H165L164 234L160 235ZM154 237L156 238V236H154ZM88 238L90 239V237H88ZM117 238H119V237H117ZM150 238H151V236L149 234H146V235L145 234H139L138 242L147 240L146 243L149 242V244H151ZM168 238L169 237L167 236V239ZM120 239H121V237H120ZM158 239H160V238H158ZM158 239H156V240H158ZM158 241H163V240L160 239ZM12 242H13V240H12ZM10 246H11V244H10ZM200 246H201V244H200ZM114 247L115 246L97 247L96 245H94V243H92L90 246H86V248H78V250L80 252H84L87 254L90 253L92 255L94 253H95V255H97V254H104L105 255V254H110L111 250ZM207 247H208V245H207ZM233 247H235V246H233ZM208 249H210V248H208ZM78 250H74L73 252H76ZM219 251H221V250H219ZM219 251L217 253H220ZM73 252L72 251L67 252V250H66L65 253L61 252L57 255H62V256L68 257V254L69 253L71 254ZM112 252H115V251H112ZM228 252H229V250H228ZM221 253H223V252H221ZM107 257L112 258L115 256H107ZM163 257L164 256H162V258ZM170 260H171V256H170ZM130 261L132 262V260H129L128 262H130ZM171 262H172V260H171ZM195 263H196V261H195ZM117 264H119V263H117Z\"/></svg>","mask_w":264,"mask_h":264},{"label":"crops","instance_id":"0c3cea01","mask_svg":"<svg viewBox=\"0 0 264 264\" xmlns=\"http://www.w3.org/2000/svg\"><path fill=\"white\" fill-rule=\"evenodd\" d=\"M207 1H208V0H207ZM207 1H206V2H207ZM214 20H215V21H218L219 19H214Z\"/></svg>","mask_w":264,"mask_h":264}]
</instances>
